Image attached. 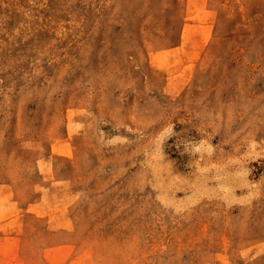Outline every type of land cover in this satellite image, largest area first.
<instances>
[{"label": "rangeland", "instance_id": "obj_1", "mask_svg": "<svg viewBox=\"0 0 264 264\" xmlns=\"http://www.w3.org/2000/svg\"><path fill=\"white\" fill-rule=\"evenodd\" d=\"M0 264H264V0H0Z\"/></svg>", "mask_w": 264, "mask_h": 264}]
</instances>
